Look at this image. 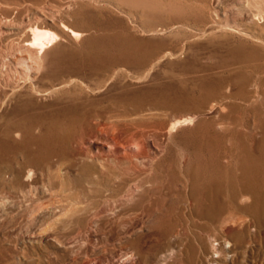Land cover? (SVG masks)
Masks as SVG:
<instances>
[{"label":"rangeland","instance_id":"1","mask_svg":"<svg viewBox=\"0 0 264 264\" xmlns=\"http://www.w3.org/2000/svg\"><path fill=\"white\" fill-rule=\"evenodd\" d=\"M263 3L0 0V264H264Z\"/></svg>","mask_w":264,"mask_h":264},{"label":"bare ground","instance_id":"2","mask_svg":"<svg viewBox=\"0 0 264 264\" xmlns=\"http://www.w3.org/2000/svg\"><path fill=\"white\" fill-rule=\"evenodd\" d=\"M212 2H213V4H214V2H215V0H211ZM217 1V0H216ZM248 3V2H247ZM255 3V2H254ZM212 4V5H213ZM249 4V3H248ZM264 4V3H263ZM216 5V4H215ZM214 5V6H215ZM260 7V6H259ZM251 8V7H250ZM258 9V8H257ZM252 10H254V9H252ZM261 10V9H260ZM263 10V9H262ZM261 10V11H262ZM259 11V10H258ZM254 12V11H253ZM262 14V13H261ZM264 15V14H263ZM212 29V28H211ZM76 34V33H75ZM53 36H55L54 35V33L53 32H50V31H48V30H44V29H38L37 27L34 29V37H33V39H40V38H47V37H49V39H50V37H53ZM54 38V37H53ZM55 39V38H54ZM41 41H43V40H41ZM45 41V40H44ZM31 43V42H30ZM39 43V42H38ZM53 43V42H52ZM31 47V46H30ZM36 47V46H35ZM45 47V46H44ZM43 47V48H44ZM39 49H40V47H39ZM38 50V49H37ZM41 50V49H40ZM243 57V56H242ZM241 60V59H240ZM242 62V61H241ZM56 90V89H55ZM81 110V109H80ZM216 112V107L215 106H213V107H211L209 110H207V111H205V114H206V117L207 116H209L210 114H213V113H215ZM217 114H219V113H217ZM3 117V116H2ZM180 117H183V116H180ZM196 117V116H195ZM218 117V116H217ZM178 119H180V120H178L177 122H181L182 120V118H178ZM193 118H189L188 120L187 119H184L185 120V122H188V123H190V120H192ZM184 122V123H185ZM11 124V123H10ZM7 132V131H6ZM4 134V133H3ZM5 136V135H4ZM3 138V137H2ZM22 143V142H21ZM12 154V153H11ZM256 162V161H255ZM258 164V163H257ZM243 165V164H242ZM257 167V166H256ZM255 168V167H254ZM253 168V169H254ZM246 171V170H245ZM258 171V170H257ZM256 173V172H255ZM260 173V172H259ZM258 173V174H259ZM15 174V173H14ZM252 175V174H251ZM248 176V175H247ZM8 178V177H7ZM258 178H259V176H258ZM261 178V177H260ZM252 180V179H251ZM254 180H252L251 182H253ZM250 182V183H251ZM256 182H258V181H256ZM28 183V182H27ZM244 184V183H243ZM251 186V185H250ZM249 186V187H250ZM247 187V186H246ZM253 187H254V185H253ZM252 189V188H251ZM260 189V188H259ZM251 191V190H250ZM253 191V190H252ZM244 192V191H243ZM22 193V192H21ZM254 193V192H253ZM252 193V194H253ZM245 194V193H244ZM246 195V194H245ZM24 197V196H23ZM251 197H253V196H251ZM76 198V197H75ZM76 200V199H75ZM80 203V202H79ZM77 206V205H76ZM87 206V205H86ZM68 207V206H67ZM248 208V207H247ZM250 208V207H249ZM71 209V208H70ZM256 209V208H255ZM68 210V209H67ZM35 211V210H34ZM71 213V212H70ZM137 216V215H136ZM135 217V216H134ZM91 223V222H90ZM167 251V250H166ZM166 261V260H165Z\"/></svg>","mask_w":264,"mask_h":264}]
</instances>
